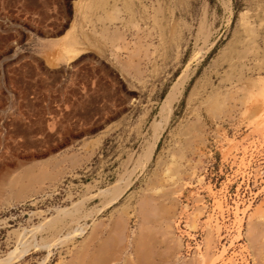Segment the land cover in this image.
Wrapping results in <instances>:
<instances>
[{
	"label": "rangeland",
	"instance_id": "rangeland-1",
	"mask_svg": "<svg viewBox=\"0 0 264 264\" xmlns=\"http://www.w3.org/2000/svg\"><path fill=\"white\" fill-rule=\"evenodd\" d=\"M10 251L5 264H264V0H0Z\"/></svg>",
	"mask_w": 264,
	"mask_h": 264
},
{
	"label": "bare ground",
	"instance_id": "bare-ground-1",
	"mask_svg": "<svg viewBox=\"0 0 264 264\" xmlns=\"http://www.w3.org/2000/svg\"><path fill=\"white\" fill-rule=\"evenodd\" d=\"M116 8V7H115ZM65 48L67 49V51H75L74 52V55H77L78 54V51H77V49L75 50L74 49V47H73V43L71 42V41H68V42H66L65 43ZM187 67L188 66H186V68L185 69H183V71L181 72L182 74L181 75H179L178 76V78H177V80L173 83V85L171 86V88L169 89V92L167 93V95H166V97L164 98V100L162 101V103H161V106H160V108H159V112H158V114H159V120L157 121V122H155V123H153V135H152V141L148 144V146H147V151H145L146 153H145V155H144V158L147 160L149 157H150V155H151V153H152V150H153V148H154V146H155V144H156V140H157V138H158V136H159V133H160V131L162 130V128H163V126H164V123H165V121H166V119H167V115H168V113H169V110H170V108H171V105H172V103H173V101L177 98V96L179 95V93H180V91H181V88H182V85H183V82L184 81H186V77L188 76V72H187ZM146 149V148H145ZM145 160V161H146ZM144 161V162H145ZM143 162V157L142 156H140V158H139V160H138V165H139V167L140 166H143L145 163ZM134 171V170H133ZM124 182V181H123ZM108 189V188H107ZM110 189V193H111V188H109ZM107 190H101V192H106ZM98 194H100V193H98ZM108 194H109V192H108ZM116 194H118V193H116ZM73 205H75V202L73 203ZM78 205V204H77ZM146 206V205H145ZM74 207V206H73ZM68 208V207H67ZM60 212H65L66 211V209H60L59 210ZM58 211V212H59ZM70 211H71V209H70ZM67 212V211H66ZM68 213H70V212H68ZM60 214V213H59ZM150 214V213H149ZM122 223V222H121ZM78 227H80V226H78ZM77 227V228H78ZM82 227V226H81ZM76 228V229H77ZM150 230V229H149ZM79 231H83V228H81ZM78 231V232H79ZM70 233V232H69ZM69 235V234H68ZM146 237V236H145ZM144 237V238H145ZM149 237V236H148ZM148 237H146V239L148 238ZM145 239V240H146ZM107 240V239H106ZM150 240H152V239H150ZM153 240H155V239H153ZM143 241V240H142ZM141 240H140V242H142ZM146 241H148V240H146ZM22 244V243H21ZM113 244V243H112ZM141 244V243H140ZM139 244V245H140ZM146 244V243H145ZM153 244V243H152ZM155 244V243H154ZM22 245H24V243L22 244ZM26 245V244H25ZM148 245V244H147ZM37 246V245H36ZM108 246V245H107ZM152 246V245H151ZM23 247V246H22ZM26 247V246H25ZM139 247V246H138ZM146 249H148V248H146ZM137 250V249H136ZM139 250V249H138ZM24 251H26V249L24 248V250H23V252ZM107 252V251H106ZM149 252H150V250H149ZM13 254H14V251H10V252H8L7 253V255L5 256V257H3V258H0V264H5V263H7L9 260H12L11 258H14L13 257ZM16 254V253H15ZM136 254V253H135ZM143 255V257L142 256H140V255ZM139 254H136L135 255V257H133V261L131 262V264H143L142 262H144L143 260H146V261H149V262H147V264H150V263H154V264H158V262H152V261H150V256H149V253L147 254V253H145V252H143V254H141V253H139ZM20 255V254H19ZM151 255V254H150ZM112 256H114V255H112ZM168 256V255H167ZM101 257V256H100ZM109 257V256H108ZM107 256L106 257H103V262L101 263V264H109V260H111L110 259V257L108 258ZM16 258V257H15ZM99 258V257H98ZM100 259V258H99ZM153 259V258H152ZM164 259V258H163ZM102 260V259H101ZM100 260V261H101ZM203 260V259H202ZM154 261V260H153ZM145 263V262H144ZM160 263V262H159ZM192 263V262H191ZM205 263V262H204ZM99 264V263H98Z\"/></svg>",
	"mask_w": 264,
	"mask_h": 264
}]
</instances>
